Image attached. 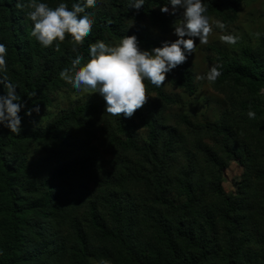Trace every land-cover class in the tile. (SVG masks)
Segmentation results:
<instances>
[{
    "label": "trees",
    "instance_id": "trees-1",
    "mask_svg": "<svg viewBox=\"0 0 264 264\" xmlns=\"http://www.w3.org/2000/svg\"><path fill=\"white\" fill-rule=\"evenodd\" d=\"M247 1L205 0L206 14L226 30ZM28 2L0 0L4 75L25 104L19 134L0 126V264H264V38L236 53L207 46L222 65L210 88L226 102L212 120L171 113L175 99L145 81L152 98L137 109L146 131L139 142L132 120L104 112L102 98L42 125L37 113L24 115L70 89L58 73L76 54L68 34L58 45L37 43ZM164 2L145 0L139 10L127 0L93 5L95 22L77 50L86 56L89 43L123 35H135L141 49L159 46L175 22L160 12ZM194 81L187 60L169 79L188 96ZM230 161L241 174L226 193Z\"/></svg>",
    "mask_w": 264,
    "mask_h": 264
},
{
    "label": "clouds",
    "instance_id": "clouds-1",
    "mask_svg": "<svg viewBox=\"0 0 264 264\" xmlns=\"http://www.w3.org/2000/svg\"><path fill=\"white\" fill-rule=\"evenodd\" d=\"M97 0H74L69 6L66 0H57L50 6L43 0H29L27 19L32 22L31 35L43 47L53 42L64 41L65 34L71 38L76 53L70 61V67L62 68L59 78L68 82L75 90L98 93L104 101V112L113 116L123 113L125 118L132 117L135 110L146 102L145 81L160 87L165 75L181 65L194 49V39L199 44L208 42L213 26L225 29L220 19L210 18L206 14L205 0H165L160 6L161 13L175 14L181 9V18L172 24L174 40H163L159 46L141 49L135 35H123L117 43H105L96 40L87 46V55L77 50L83 44L84 37L90 33L95 17L88 11ZM145 0H127V7L139 10ZM20 6V5H18ZM220 40L235 44L239 37L232 33L221 34ZM6 46L0 43V126L13 134L21 131V117L18 113L25 109L16 85L4 75L6 70ZM222 65L217 62L210 65L203 75L195 79L215 82L221 75ZM34 95V93L32 94ZM40 111L39 104L28 107L24 115L30 116ZM256 113L249 108L246 116L254 118Z\"/></svg>",
    "mask_w": 264,
    "mask_h": 264
},
{
    "label": "rangeland",
    "instance_id": "rangeland-1",
    "mask_svg": "<svg viewBox=\"0 0 264 264\" xmlns=\"http://www.w3.org/2000/svg\"><path fill=\"white\" fill-rule=\"evenodd\" d=\"M103 0H97L95 6L102 5ZM181 9H177L173 14L175 21L181 18ZM232 33L239 37L235 44H227L220 40L221 34ZM163 40H174L175 36L172 30L165 34L159 35ZM264 38V0H248L245 2L238 13V18L223 32H215L214 30L208 35L207 44L201 45L197 38L194 39V49L188 55L187 61L190 63L194 78L196 75H203L210 65H213L210 59L212 57L207 46L212 45L219 49L226 50L229 53H236L241 46L254 45L260 39ZM115 43V42H110ZM174 69L165 75L162 82L164 91L175 99V104L170 108L171 113L185 112L194 121H208L214 119L225 107L226 102L223 96L210 88V82L206 80L195 79V93L193 96L186 95L180 89L172 86L169 82L173 75ZM146 100L152 98V94L146 92ZM264 97V95H261ZM101 96L98 93L90 91H77L72 86L70 89H63L52 96L51 106L48 108H40L37 113V124L42 125L55 115L72 108L73 106L85 101H100ZM137 110L134 111L130 119L136 125L135 136L141 142L145 138L146 131L138 126L136 118ZM39 152L33 151L32 157L37 156ZM241 168L234 162L230 161L223 172L222 187L226 193L233 190V183L239 178Z\"/></svg>",
    "mask_w": 264,
    "mask_h": 264
}]
</instances>
